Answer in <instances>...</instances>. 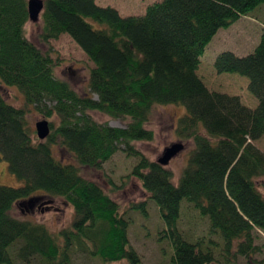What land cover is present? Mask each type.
<instances>
[{"label": "trees", "instance_id": "1", "mask_svg": "<svg viewBox=\"0 0 264 264\" xmlns=\"http://www.w3.org/2000/svg\"><path fill=\"white\" fill-rule=\"evenodd\" d=\"M263 3L163 0L143 15L122 16L95 0H44L40 40L48 45L67 34L94 64L89 94L80 95L56 77L51 49L44 51L26 37L28 0H0V88L14 87L23 96L17 107L0 89V162L35 196L60 197L74 209L73 221L56 235L43 223L14 216L12 204L0 209V264H28L34 258L42 264H72L76 252L104 263L142 264L130 245V222L120 204L83 177L76 163L56 157L54 145L77 164L95 169H102L120 146L138 159L130 175L159 208L166 226L159 239H168L173 249L169 264L215 262L210 246L217 244L210 236L191 242L178 227L184 198L207 220L209 233L221 236L224 255L263 264L254 255L260 249L256 230L264 231V152L253 142L264 136V30L252 53L224 51L214 63L218 73L248 78L256 107L243 104L238 95L212 91L197 73L200 55L216 33ZM179 103L186 112L177 120L175 135L193 149L175 184L172 171L134 143L153 140L147 125L155 105ZM32 109L59 120L49 122L45 140L28 120ZM91 111L121 119L125 127L99 123ZM225 172L228 194L248 220L225 196ZM132 208L147 215L144 202Z\"/></svg>", "mask_w": 264, "mask_h": 264}, {"label": "rangeland", "instance_id": "2", "mask_svg": "<svg viewBox=\"0 0 264 264\" xmlns=\"http://www.w3.org/2000/svg\"><path fill=\"white\" fill-rule=\"evenodd\" d=\"M162 1L95 0L99 6H110L117 9L122 16L143 15L149 5ZM263 30L264 3L248 16L241 17L230 27L222 28L216 33L206 46L204 53L200 55V64L197 70L198 75L209 89L229 95H238L243 104L252 108L257 106V98L248 89V78L237 73H218L214 63L217 56L224 51H231L237 56H245L252 53L260 41ZM41 31L40 20L34 22L29 19L25 26L26 37L44 51L51 49V54L58 62L55 68L56 77L67 81L80 95L89 94L90 70L94 67L92 61L67 34H62L57 39H51L46 45L40 40ZM1 90L10 103L17 107L23 105V96L16 88L2 87ZM185 112L186 108L181 103L155 105L147 125L154 132L153 140L134 143L136 148L145 156L156 161L163 155L167 147L175 143H182L184 149L166 165L173 173V182L175 184L178 183L188 156L193 149L192 143L182 141L175 135L177 120ZM90 115L99 123H108L113 127H125L123 120L113 119L105 113L91 111ZM45 119L49 122L53 121L55 124L59 121L57 117L46 118L42 113L34 109L30 110L28 114V120L35 130L36 123ZM253 143L264 152V136ZM123 148V146H120L119 150L102 165V169L77 164L73 155L59 145H54L53 151L55 156L62 161L76 163L83 177L98 183L105 193L120 204L121 210L125 212V216L130 222L128 227L130 245L138 252L142 264H169V259L173 252L172 246L168 239H159L162 235L161 232L166 228L165 223L160 216L157 204L153 199L149 198V194L143 188L142 183L130 175L138 159L128 156ZM4 162H0V209L12 204V214L14 216L43 223L54 235L60 229L70 225L74 218V209L71 204L60 197L35 196L37 193L24 189L22 183L10 173ZM226 173L222 177V189L225 196L228 195L229 199L237 206L236 208L240 215L245 220H248L249 216L241 210L242 208L238 201H235L228 194ZM260 191L264 196V190L260 189ZM140 202L145 203L147 215L132 208L134 204ZM188 203L190 202L187 199H182L180 218L178 220V227L182 229L183 235L187 240L194 242L200 236L205 239L207 238L206 236H210L212 244H217L216 246H210L214 250L215 255L213 264H251L243 256L224 255L221 236L219 234H210L207 220L200 218ZM255 235V244L260 249L255 253L254 259L256 262L262 261L264 264V231L256 230ZM28 264L42 263L39 258H34ZM72 264H128V260L123 259L119 262L104 263L99 258L76 252L73 255Z\"/></svg>", "mask_w": 264, "mask_h": 264}, {"label": "water", "instance_id": "3", "mask_svg": "<svg viewBox=\"0 0 264 264\" xmlns=\"http://www.w3.org/2000/svg\"><path fill=\"white\" fill-rule=\"evenodd\" d=\"M44 9V0H28L29 19L37 22L40 20L41 13ZM51 132L49 121L40 120L36 123V134L40 140H45ZM184 149L182 143H175L167 147L163 155L157 159V162L166 166L169 161Z\"/></svg>", "mask_w": 264, "mask_h": 264}]
</instances>
